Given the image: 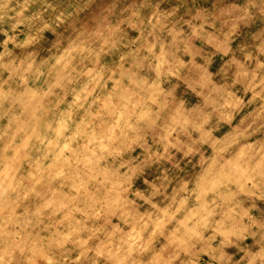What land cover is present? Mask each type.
<instances>
[{
	"label": "rangeland",
	"instance_id": "1",
	"mask_svg": "<svg viewBox=\"0 0 264 264\" xmlns=\"http://www.w3.org/2000/svg\"><path fill=\"white\" fill-rule=\"evenodd\" d=\"M0 7V90L9 88V94L0 93L3 138L18 126L19 109L43 98L51 84L63 111L56 120L65 122L76 80L84 82L82 104L88 107L112 94L109 76L128 77L133 64L162 61L140 101L145 106L158 100L162 107L131 130L127 149H107L117 138L87 156L84 147H70L74 128L60 137L69 144L65 152L85 155L87 171L95 175L79 180L71 202L63 200V219L77 215L90 224L93 213L109 216L96 238L90 226L84 228L87 241L71 246L64 264H154L168 243L175 264H264V0H0ZM63 81L73 88L62 87ZM158 91L167 93L163 102ZM105 106L112 110L111 103ZM140 111L135 106L124 121L135 120ZM31 155V162L18 165L0 155L1 196L26 202L32 192L27 173L43 172L47 158L40 145ZM71 166L76 178L81 164ZM53 180L45 209L51 201L46 194L59 183ZM108 193L120 200L115 210L101 195ZM12 212L0 220V242L19 252L24 239L33 248L50 247L43 222L58 213L54 208L44 214ZM104 241L102 255L97 250Z\"/></svg>",
	"mask_w": 264,
	"mask_h": 264
},
{
	"label": "bare ground",
	"instance_id": "2",
	"mask_svg": "<svg viewBox=\"0 0 264 264\" xmlns=\"http://www.w3.org/2000/svg\"><path fill=\"white\" fill-rule=\"evenodd\" d=\"M5 3H6V1H5ZM5 3H3V4H5ZM18 3H20V2H18ZM81 4H83V3H81ZM13 5H15V4H13ZM16 5H17V3H16ZM143 7H145V3L135 7L134 11L135 12L141 11L142 9H140V8H143ZM0 8H2V7H0ZM3 9H4V7H3ZM73 12H75V11H73ZM107 14H109V13H107ZM173 14H174V12H173ZM168 15H170V14H168ZM10 18H11V16H10ZM126 19H127V16L123 20L119 21V23L120 22L121 23L125 22ZM73 25H75V24H73ZM79 35H81V34H79ZM106 42H108L107 39H106ZM44 43L46 44V42H44ZM94 44H96V43H94ZM38 46H40V44ZM36 54L39 55L38 53H36ZM190 54H191V51H190ZM180 59H182V58H180ZM98 60H99V58H98ZM160 61L159 60L156 61V65L155 66L154 65H149V66L143 67V65L133 64L131 66V69L129 70V75H127L128 77H126L124 75H120L121 77H117V75L116 76H112V77L109 76V78H110L109 82H110V86H111V89H112V94H114V95L110 94L111 96L109 95L107 98H103V100H101V101L97 99L98 100L97 102H94L93 104H91L88 107H84L83 104H82L83 100L87 96V93L85 92L86 90L84 89V82H83L82 79L76 80V81H78V83L76 82L78 84V86L75 87L76 88L75 90H72V92L75 93V95H74V100L75 101L72 102L74 105L71 108H69V110H68L69 115L67 116L68 120L65 121V122H63V119H61L59 121L56 120V117L62 111L61 106H60V102H59L60 93L57 90V88H55V85L51 84V86L47 87V89H46L47 90V94H46V90H44V92H42L43 98L40 97L34 104H32L31 106H27L28 108L25 107L23 109H19V111L21 110L20 111L21 112L20 122H19L17 127H15L14 129L11 130V132L9 133L8 137H6V138L2 137V134H3L4 130L2 131V133H0V155L8 156L9 159H11L10 160L11 163H13L14 165H15V163L18 165V164H22V163L23 164H28L29 162H31V160L33 159L32 155H31V150H32V148H34L35 146H38V145H40V147L44 150L45 155L47 157L46 161H45V165H44L45 168H44L43 172H34V171L29 170L28 173H27V177L31 178L30 180L32 182V192H31L30 196L27 197L26 202H24V203L20 202L19 203L18 201H15L14 199L9 198V196L6 195V193L4 194V196H1L2 195V189L0 188V220H2L3 217L9 216L10 213L13 214L12 210H14V209H18L21 212H26V214H31V212L32 211L34 212V210H40V212L44 214L45 211L48 213V211H50L53 208L58 212V213H56L53 216L51 215V217L48 218L49 220L46 219V221L43 222V226H44L45 232H47V234H44V235H45V238H49L50 239V247H41V248L34 247L33 248V247L30 246L31 243H28L24 239L23 244L25 246L19 252V251H15L12 248H10L9 245L4 244L3 242H0V247L3 248V251L0 253V264H23L22 262L20 263V258H19L20 256H19L18 253H20L22 255L23 260H24V264H64L63 260H62L63 256L69 257L68 255L70 253V250H72L73 248L74 249L78 248V246L79 247L82 246V244L85 243V241H87L86 239H88V238L83 240V237L86 236L85 235L86 233L83 234L84 228H89V226H90L93 229V231H94L93 235L95 236V238L98 236L99 232L104 228L105 224L109 220V218H108L109 216L106 213L102 212V213H96V214L93 213V214H91V216L89 217L90 224H87L86 222H84L81 219V217H78L77 215H74L73 217L68 218L66 220L63 219L62 206L65 205L63 200L65 198L70 197V193L72 191H74V189L79 186V185H77L79 183V180L86 179L85 182H87L88 179H91V180L95 179V175H93L92 172H88L87 171L88 170L87 169V165H89V162H87L86 156L83 155V156L78 157V158L74 157V156L70 155L69 153L65 152V147L69 146V144H70V147L73 148V149L76 148V147L82 146V147H84L86 149V155L88 156V154L91 152L92 149L95 150L97 147H105L106 148L107 146H109V145H107L108 142L112 143V142H114L115 139L118 138L119 140L117 141V143L114 144V146H111V144H110V147H107V149L110 152H112V153L113 152L117 153V152H120V151L122 152L125 149H127V147L131 144V138L130 137H132V135H134V134L131 133V130L132 129H133V131L137 130L138 127H140V125L143 122H149L152 119L151 116L153 114V113H150V112L158 111L160 109V107H162L161 106L162 105L161 101H158V100L155 101V102H151L148 105L146 104L145 106H144V104H141V102H140L141 99H142L141 98V94L144 92L145 88L150 86V85L152 86V84L150 83V77H152L154 74H156V73H158L160 71L159 65H161V63H162V61L161 62ZM43 71H44V69H43ZM16 79H17V77H16ZM2 82L3 81L0 80V84ZM15 84H17V83H15ZM73 85L74 84H72L70 81H68V82L63 81V84L61 86L69 88V89H72ZM106 85H108V84H106ZM0 93H3V94H7L8 93L9 94V88L8 87L7 88H1ZM157 93L161 94L162 102H163V98H164V96L167 95V93L165 91H158ZM47 95L49 96L50 99L45 100V97ZM105 103L106 104H108V103L110 104L111 103L113 105L112 110L108 111L107 109H105L106 108ZM137 105H140V110L141 111H140V114L136 117V119L135 120L133 119V121H130V122L129 121L128 122L124 121L129 116V113L131 112V110ZM164 107H165V105H164ZM158 113H160V112H158ZM62 114H63V111H62ZM1 116H2V114H1ZM3 119H0V121H1V125H0L1 128L0 129L3 128V123H2ZM71 127L75 129L76 133L73 136V138L70 139V141L68 140L69 141V144H68L67 140H64V139L61 140L60 137L63 135V133L65 131H67ZM48 130H49V132H47ZM189 139H187V140H189ZM8 141L12 142V144L10 145L9 148H8V146H9L10 143ZM173 144H175V143H173ZM181 144H179V145H181ZM177 153L179 154V152H177ZM169 155H171V154H169ZM174 155H176V154H174ZM73 163H80L81 164V169L77 173V177L76 178L71 177V173L72 174L74 173V172H71V168H72L71 165ZM13 164H12V166L14 167ZM34 164H36V163H34ZM82 165H84V166H82ZM112 171H113V169H112ZM68 174H70V175H68ZM94 174H98V173L94 172ZM152 175L150 174V176H152ZM113 177H114V175H113ZM55 178L58 179L59 183L57 184V186L55 188H53L54 189V191H52L53 195L51 193H49V191L46 194V197L48 195V198H50L51 201H50V207L48 206V208L45 209L44 206H43L44 205V201H45V198H44L45 191H47V189H48V187H47L48 186V182L49 181L51 182V180H53ZM159 178H160V176H159ZM186 181H187V178H186ZM106 183H107V181H106ZM116 189H117V186H116ZM90 191H91V188H90ZM105 193H107V192H105ZM101 195H102V197L104 196L105 199L111 200V201H108L109 205H110L109 206L110 209L111 208L113 210L117 209V206H118L120 200L116 202V198L113 199L112 196L110 195V193L101 194ZM122 197L124 198V196H122ZM68 200H70V202L72 201L70 198H68ZM112 200H115V201H112ZM14 203H15V205H14V207H12L11 204H14ZM104 204H105V202H104ZM41 210H43V211H41ZM15 217H16V215H15ZM38 217H40V216H38ZM110 217H112V216H110ZM63 226H66V227H63ZM108 226L110 228H113V222H109ZM81 234H83V236H81ZM29 239L30 238L28 237V240ZM108 242H109V240H108ZM166 243H167V240H166ZM71 246H72V249H70ZM31 248H32V250H31ZM107 248H108L107 247V242H105V241L104 242H100L99 249L97 251H101V254L104 255V253L106 254V252H107V250H106ZM52 249H55L56 252L52 253L51 252ZM172 250H173V246L170 245L169 243H168V246H163L162 249L158 250L157 260L154 262V264H175L174 260L172 259V257H173L172 256V252H171ZM34 252L36 253V255H32V254H34ZM92 254L94 255V256H92V259H93V258H95L96 251L95 252L92 251ZM94 262H96V261H94ZM94 262H93V264H94Z\"/></svg>",
	"mask_w": 264,
	"mask_h": 264
}]
</instances>
